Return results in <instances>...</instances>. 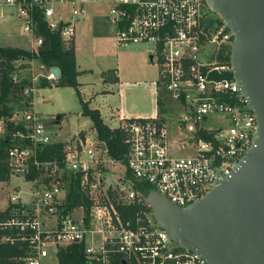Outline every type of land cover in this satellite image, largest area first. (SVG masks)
Instances as JSON below:
<instances>
[{"label":"built area","instance_id":"obj_1","mask_svg":"<svg viewBox=\"0 0 264 264\" xmlns=\"http://www.w3.org/2000/svg\"><path fill=\"white\" fill-rule=\"evenodd\" d=\"M94 2L108 5L117 44H151L158 66V114L120 118L111 127L123 135L124 161L84 132L64 143L59 161L38 158V146L57 141L31 102L10 114L0 111V182L23 177L31 184L27 202L12 192L0 203V244L25 243L24 264H59L57 252L67 246H82L90 264H208L199 253L173 243L151 209L126 218L122 211L133 204L148 206L137 184L189 206L230 176L255 143L257 121L232 74L234 34L205 0H0V21L5 9L13 10L7 15L22 20L33 50L42 44L35 34L37 12L69 45L87 4ZM45 76L56 79L51 69ZM33 91L34 84L24 89ZM175 112L172 143L165 119ZM210 117L215 119L207 122ZM72 182L88 206L66 209Z\"/></svg>","mask_w":264,"mask_h":264},{"label":"water","instance_id":"obj_2","mask_svg":"<svg viewBox=\"0 0 264 264\" xmlns=\"http://www.w3.org/2000/svg\"><path fill=\"white\" fill-rule=\"evenodd\" d=\"M205 2L234 34L232 74L255 115L257 138L230 176L189 206L155 189L142 197L173 243L208 264H264V0ZM51 71L60 74L56 66Z\"/></svg>","mask_w":264,"mask_h":264},{"label":"rangeland","instance_id":"obj_3","mask_svg":"<svg viewBox=\"0 0 264 264\" xmlns=\"http://www.w3.org/2000/svg\"><path fill=\"white\" fill-rule=\"evenodd\" d=\"M16 26V32L13 33L11 32L13 23L6 19L0 22V45L15 43L21 45L22 48H31V45L24 41L26 35L22 31V24ZM103 27L93 26L92 20L88 17L85 23L76 29V55L80 57V62L84 67L93 69V72L87 75L86 81L89 83L78 84L77 88L54 84L41 87L37 86L38 79L34 82L32 80V77L39 71L36 63L33 64L32 69L26 68L22 71V75L31 80V85H36L33 94L31 93L30 109L40 117L53 138H73L84 132L87 137L95 140L96 130L91 118L82 113L80 98L87 101L89 107L99 109L107 125L117 123V114H122L123 105L127 106L128 110L132 109V105H137V108L144 105L142 114L138 115L140 118H151L158 114L153 89L155 88L153 81L158 77L156 76L158 69L152 64L149 54L145 52V61L136 53H123L124 49L121 47L122 51H120V46H117L114 34L110 32L109 27ZM147 45L151 46V44ZM116 62L118 66L115 65ZM111 66L118 71V78H107L109 77L107 74L105 78L108 82L104 83L98 76V69ZM28 67L31 65L28 64ZM144 72H146L145 75ZM20 77L16 75L17 80ZM141 99H144L142 104ZM178 115L179 113L175 112L167 115L165 119L172 143L173 138L177 136ZM214 119L215 117H210L207 122ZM30 187L31 184L23 177L1 181L0 203L4 205L12 192L18 193L21 200L27 202L29 199L27 192Z\"/></svg>","mask_w":264,"mask_h":264},{"label":"trees","instance_id":"obj_4","mask_svg":"<svg viewBox=\"0 0 264 264\" xmlns=\"http://www.w3.org/2000/svg\"><path fill=\"white\" fill-rule=\"evenodd\" d=\"M34 18L36 20L35 34L42 37V44L38 48L30 50L16 46H0V111L3 113L10 114L14 109L23 108L30 104L31 93H24V89L31 85V81L20 75L21 70L30 61L37 62L47 70H50L53 66L59 68L60 74L56 79L51 82L46 76H41L38 78L37 86L45 87L54 84L56 86L68 85L77 88L79 84L73 42L65 45L61 40L59 31L48 29L39 13L35 12ZM16 75L21 76L19 80L13 79ZM226 75L229 74L226 73ZM80 102L82 113L91 118L93 127L96 130V137L104 142L108 154L124 161L126 146L123 143L121 131L116 128L111 129L105 124L98 109L89 107L87 101L80 98ZM63 146V142L40 145L37 148L38 158L40 160L57 158L60 161L63 157ZM1 147H4V143ZM0 151L4 154L2 148ZM2 170L0 178L4 177V167H2ZM137 187L142 192L150 189L149 186L143 184H137ZM81 203L85 206L89 205V201L80 191L78 183L72 182L65 207L69 210ZM124 207H119V209L123 210ZM144 207L150 209L147 205L133 204L126 207L127 212L122 211V215L126 218L128 215L134 214L136 210ZM25 251V243L0 244V264H24L22 257L25 256ZM57 256L59 264H90L84 258L82 246L60 248Z\"/></svg>","mask_w":264,"mask_h":264},{"label":"crops","instance_id":"obj_5","mask_svg":"<svg viewBox=\"0 0 264 264\" xmlns=\"http://www.w3.org/2000/svg\"><path fill=\"white\" fill-rule=\"evenodd\" d=\"M87 15L86 16H83L81 17L76 26L78 27L79 25H82L83 23H85V20L89 17L91 20H92V23H93V26H99L100 28L103 27H109V30L110 32L113 34V28L112 26L110 25L108 19H107V13H108V5L103 3V2H94V3H89L87 4ZM59 7H57L58 9ZM65 11H66V8H64ZM14 12L13 10H10V9H5V13H6V16L3 20L6 19V21H10L11 23H13V27H12V31L13 33L16 32V29H17V26L16 25H19L20 23L22 24V20L18 17H16L15 15H7L8 13H12ZM3 20H1L0 22H3ZM76 27V29H77ZM103 27V28H104ZM83 27H81L82 29ZM22 31H23V28H22ZM24 32V31H23ZM25 33V32H24ZM76 34H77V30H76ZM75 39H76V35H75V38L73 40V43H74V49L76 48V42H75ZM115 39V38H114ZM26 42H28V44L30 45V42L28 41L27 39V36L25 38ZM116 42V40H115ZM117 44V42H116ZM0 46H16V47H22L21 45L19 44H5V45H0ZM117 46H120V51H122V49H124L122 52L123 53H136L139 57L143 58L145 61H146V58H145V52L146 54H149V58L150 60L152 61V64L155 65L158 69V66H157V63L155 61V56L151 53V49H152V46H148L146 43H137V44H130V45H127V46H121L119 44H117ZM122 47V49H121ZM26 48V47H25ZM26 49H30V48H26ZM75 56H76V69L78 71V75H77V81L79 84H84V83H89V81H86V79L88 78L87 75H89L90 73L93 72V69L91 68H87V67H84L81 62H80V57H77L76 55V50H75ZM36 63L35 65H37V68L39 69V71H37V75H34L32 77V80L33 82L35 80H37L39 77L41 76H45L46 73L49 71L47 69H45V67H43L42 65L38 64L37 62L35 61H30L28 64L29 66L31 65V67H28V64L26 65V67H24L21 72H20V75L21 76H24L22 75V71L26 68H30L32 69L33 68V64ZM116 66H118V63L116 62L115 64ZM98 76L100 78V80L104 83H107V79L105 78L107 76V74L109 75V77L107 78H118V71L116 70V68H114V66L112 67H106V68H99L98 69ZM146 72H144V75H145ZM158 76V72L156 73ZM154 75V74H153ZM25 77V76H24ZM31 81V80H30ZM53 80H51L52 82ZM155 81V80H154ZM153 81V82H154ZM155 85V84H154ZM36 85H34V89H35ZM155 91H154V95H156V105L158 106V93H159V90H157V88H153ZM33 94V92H32ZM154 97V98H155ZM155 100V99H154ZM144 99H141V104L143 103ZM32 103V102H31ZM144 105H140L139 108H137V105H132V109L131 110H128L127 109V106H122V114L119 113L117 114V118H118V121L117 123L114 125H108L110 128L111 127H114L116 126L117 124L120 123V118H125V119H130V118H136V117H140L138 115L142 114V110L144 109L143 108ZM91 107V106H90ZM91 108H94V107H91ZM97 109V108H95ZM158 109H159V106H158ZM99 111V109H98ZM100 115L101 112H100ZM102 118V116H101ZM103 120V118H102ZM103 122L106 124V122L103 120ZM55 135L57 136V133H55ZM75 137V136H74ZM72 137H65V138H53L55 141L57 142H63L65 143L67 140L71 139Z\"/></svg>","mask_w":264,"mask_h":264}]
</instances>
